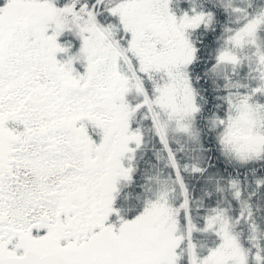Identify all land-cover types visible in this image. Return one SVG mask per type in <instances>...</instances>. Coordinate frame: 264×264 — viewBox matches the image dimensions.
I'll use <instances>...</instances> for the list:
<instances>
[{
    "label": "snow or ice",
    "instance_id": "snow-or-ice-1",
    "mask_svg": "<svg viewBox=\"0 0 264 264\" xmlns=\"http://www.w3.org/2000/svg\"><path fill=\"white\" fill-rule=\"evenodd\" d=\"M0 264H264V0H0Z\"/></svg>",
    "mask_w": 264,
    "mask_h": 264
}]
</instances>
